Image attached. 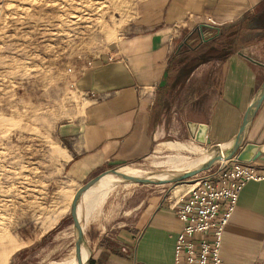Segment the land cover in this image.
Returning a JSON list of instances; mask_svg holds the SVG:
<instances>
[{
  "label": "crops",
  "instance_id": "0c3cea01",
  "mask_svg": "<svg viewBox=\"0 0 264 264\" xmlns=\"http://www.w3.org/2000/svg\"><path fill=\"white\" fill-rule=\"evenodd\" d=\"M263 81L264 0H136L103 57L76 81L87 105L58 128L65 173L82 182L141 159L166 135L193 139L196 124L207 126L204 146H229ZM175 141L160 144L181 150ZM246 143L261 152L250 162L264 165V99ZM95 189L83 200L87 212ZM178 199L145 198L125 221L95 223L87 264H173L183 226ZM220 257L222 264L264 263V180L240 190Z\"/></svg>",
  "mask_w": 264,
  "mask_h": 264
},
{
  "label": "rangeland",
  "instance_id": "374dc122",
  "mask_svg": "<svg viewBox=\"0 0 264 264\" xmlns=\"http://www.w3.org/2000/svg\"><path fill=\"white\" fill-rule=\"evenodd\" d=\"M135 1L0 0V255L10 252L7 259L0 256V264H50L70 255L75 246L72 199L99 173L129 165L142 178L156 173L174 177L182 169L163 172L167 168L161 160L168 155L199 158L216 151L179 132L156 142L141 159L103 168L82 182L66 175L58 128L78 119L87 105L76 81L103 57ZM167 140L185 147L171 151L160 144ZM195 178L167 183L117 179L92 210L87 212V203L79 200L77 214L84 221L88 250L87 234L95 223L125 221L145 198H179Z\"/></svg>",
  "mask_w": 264,
  "mask_h": 264
},
{
  "label": "built area",
  "instance_id": "2783aa9c",
  "mask_svg": "<svg viewBox=\"0 0 264 264\" xmlns=\"http://www.w3.org/2000/svg\"><path fill=\"white\" fill-rule=\"evenodd\" d=\"M195 177L175 206L183 226L175 239L173 264H222L223 229L244 184L264 180V165L221 159Z\"/></svg>",
  "mask_w": 264,
  "mask_h": 264
},
{
  "label": "water",
  "instance_id": "95a60500",
  "mask_svg": "<svg viewBox=\"0 0 264 264\" xmlns=\"http://www.w3.org/2000/svg\"><path fill=\"white\" fill-rule=\"evenodd\" d=\"M264 99V81L261 83L260 88L258 89L257 93L253 97L252 101L250 102L249 106L246 108L242 120L239 126V129L233 138L232 142L229 146L225 147L224 149L220 150V147L218 146L216 148V155L210 159L207 163L201 165L197 169H193L190 171H186L184 173H181L177 176L172 177L170 180H152L142 177H133V176H126V175H120L123 179H126L128 181L132 182H138V183H167V182H179L187 180L188 178H192L193 176L201 173L202 171L207 170L211 166H213L216 161L221 159H231L236 158L239 161L243 162H250L255 160L259 157L260 151L259 147L252 143H246L243 145L244 137L246 130L252 121L256 111L260 107L262 101ZM207 126L204 124H196L195 131L193 134V138L198 143L202 144H210V139L206 135ZM106 172H113L116 173V169H109L105 170L98 175L91 178L89 181H87L85 184H83L74 194V197L71 202V208L70 213L71 217L73 219V226L76 231V239H75V247L76 251H79L80 244L84 243V231L80 224V219L77 216V205L80 200V197L82 193L91 186L96 180H98L102 174ZM89 255L86 259L85 264L88 262Z\"/></svg>",
  "mask_w": 264,
  "mask_h": 264
},
{
  "label": "bare ground",
  "instance_id": "6f19581e",
  "mask_svg": "<svg viewBox=\"0 0 264 264\" xmlns=\"http://www.w3.org/2000/svg\"><path fill=\"white\" fill-rule=\"evenodd\" d=\"M179 147L180 146L175 147V148H179ZM219 147H220V150H222V149H224L227 146H219ZM215 155H216V151H215V153H213L211 155H208V157H203L202 156V157H199V158L186 157V156L181 155V154H170V155H168L166 157L165 160H163V161L161 160L162 164L165 165L166 168H167L166 171H163V172H168V171H171V170L178 171L179 169H182L180 171H182V173H184L186 171L197 169L201 165L207 163ZM151 162H153V161H151ZM151 164H153V163H151ZM156 164H157V162H156ZM107 173L108 172L102 174V176L98 180H96L91 186H89L82 193V195L80 197L81 201L84 200L85 195L89 191H91V190L96 188L95 192H94V196H93L94 200H93L92 205L93 206L94 205H98L106 198V196L109 194V192L112 189V187L116 186L117 179H119L120 181H123V180L126 181V179H123L120 175L140 177V173L138 171V168L135 169V168H133V167H131L129 165H124V166L118 167L116 169V173H113V172H110L108 174ZM173 175L174 174L167 175V174H164V173H156L151 179L152 180H170V179H172ZM146 178L148 179V177H146ZM93 206H92V208H93ZM90 210H92V209H90ZM79 214H77V216H79ZM80 224H81V227H82V229L84 231V221H80ZM74 238L76 239V231H75V234H74ZM4 252L5 253L1 254L0 256H4L6 253H8V255H9V253H10V252H8V250L4 251ZM88 255H89L88 247L85 245V243H81L78 252L76 251V247L74 246V250H72L70 255L62 258L61 260H57V261H53V262H51V263L49 262V263L50 264H85ZM6 256H7V254H6ZM6 256H4L3 258H5ZM7 257L5 259H7Z\"/></svg>",
  "mask_w": 264,
  "mask_h": 264
}]
</instances>
